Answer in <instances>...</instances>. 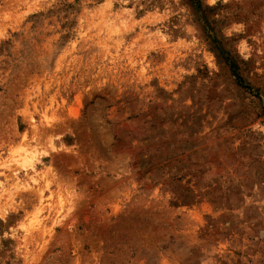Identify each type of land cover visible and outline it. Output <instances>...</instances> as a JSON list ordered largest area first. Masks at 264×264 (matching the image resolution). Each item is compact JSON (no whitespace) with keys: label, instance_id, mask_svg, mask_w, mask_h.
<instances>
[{"label":"rangeland","instance_id":"1","mask_svg":"<svg viewBox=\"0 0 264 264\" xmlns=\"http://www.w3.org/2000/svg\"><path fill=\"white\" fill-rule=\"evenodd\" d=\"M201 3L0 0V264H264V0Z\"/></svg>","mask_w":264,"mask_h":264},{"label":"trees","instance_id":"2","mask_svg":"<svg viewBox=\"0 0 264 264\" xmlns=\"http://www.w3.org/2000/svg\"><path fill=\"white\" fill-rule=\"evenodd\" d=\"M190 2L198 10V12L200 13L204 12L205 9H203L201 0H190ZM226 62H228V65L233 75L238 79V83L243 84V80L238 74V66L236 64V61H234V59H226Z\"/></svg>","mask_w":264,"mask_h":264}]
</instances>
